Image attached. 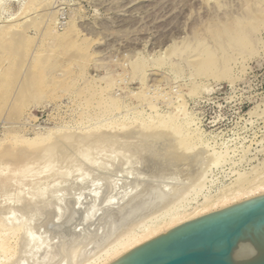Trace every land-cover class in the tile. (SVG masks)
Listing matches in <instances>:
<instances>
[{"label":"rangeland","instance_id":"374dc122","mask_svg":"<svg viewBox=\"0 0 264 264\" xmlns=\"http://www.w3.org/2000/svg\"><path fill=\"white\" fill-rule=\"evenodd\" d=\"M29 1L0 0V29L9 25L22 31L26 26L15 32L23 34L21 40L13 34L21 41L15 52L0 51V76L9 72L5 79L12 81L16 74L10 96V87L0 88V164L6 163L2 155L10 156L6 149H14L12 156L18 148H23L18 154L33 153L25 146L45 138L50 128L81 133L104 127L117 132L112 139L119 145L110 140L100 153H113L115 169L126 167L141 176H147L143 161L153 152L155 175L162 171L157 176L170 179L200 149L227 152L198 199L182 209L184 214L264 185V0H35L22 11ZM207 50L216 58L210 64ZM29 73L37 77L34 91L15 97V83ZM157 126L160 130L150 135ZM128 127L136 128L132 137L119 141ZM179 143H188V156L181 154L185 151ZM22 157V172L38 166L29 160V168ZM97 174L90 172L89 179ZM46 176L37 184L28 181L23 189L52 196V211L42 210L44 226L35 229L51 238L46 218L58 198L81 190L86 195L91 188L80 190V173L60 180L48 193L51 175ZM8 238L14 262L21 234Z\"/></svg>","mask_w":264,"mask_h":264},{"label":"bare ground","instance_id":"6f19581e","mask_svg":"<svg viewBox=\"0 0 264 264\" xmlns=\"http://www.w3.org/2000/svg\"><path fill=\"white\" fill-rule=\"evenodd\" d=\"M34 1L30 0L25 3L22 11L28 9ZM0 27H2V24ZM8 27L10 28L8 25L7 29L5 28L6 30L4 28L0 29V51L15 52L17 50L15 47L19 46L21 41L14 39L13 34L17 31L16 27L14 26L11 29ZM239 29L237 31L238 34L241 33L243 27ZM20 35L22 36L23 34L18 35V33H15V37ZM205 54L206 64L216 60L211 50H207ZM15 75L12 81L6 80L5 76H0V88L3 89L4 87L6 91L7 87H10L7 95L12 93L11 88L14 87ZM36 78L32 74L24 82L20 81L21 83L19 82L18 86L15 83V88H13L14 90L12 89L14 96L16 97L17 95L18 97L21 94H29L34 91L33 85ZM128 128L127 131L126 128L124 129L125 133L122 135L124 137L118 139L119 141L122 140L126 143V140L130 136L132 137L131 134L135 132L136 128ZM109 130L108 128L105 131L104 127H98L91 131L80 133L79 130L76 132V130L69 131L68 129L63 130L54 127L48 130L45 138H37L26 145V148L24 147L28 150L32 149L33 153L23 150L19 151L18 154L17 151L23 149L18 148L17 151L15 149L12 156L11 152L13 151L11 149L13 148L5 150L6 152L7 150L10 151V156L9 154L6 155L8 152L5 154L6 156L2 155L6 163L0 164V193H3L0 200V264H112L164 233L185 223L264 195V185H262L247 191H237L231 197H223L213 202L208 201L203 208L196 209L194 213L184 214L182 209L190 206V203L198 199L207 185L208 176L213 172L212 169L220 166L225 161V157H227L225 155H228L227 152L225 151V154L220 153L222 151L217 153L214 149L216 152L211 153L210 151L208 152V148L204 151L205 149L201 150L199 147L198 153L193 157L189 156L190 158L187 159L186 164H183L186 169L182 171L184 168L182 167V172L172 179H170L171 177H166L165 174V177H161V174L157 176L162 171L155 175L158 166H156L157 157L153 155L155 153L153 152L152 155H148L146 161H143L146 164L145 171L149 175H142V177L137 171L129 172L126 167L115 169L117 166L113 153H109V155L104 152L102 153L105 155L100 153L102 145L104 144L103 147L105 146L107 149L108 142L113 140V135H117V132L112 134L114 129L108 132ZM158 130H160L159 126L155 127L150 135L154 136ZM168 138L170 140H167V138L165 140L170 141L171 144V137L168 136ZM113 142L114 146L119 145V142L117 143L118 145L115 144L114 140ZM105 143H108L107 146ZM164 144L170 145L167 142H164ZM187 144L183 147L179 143L184 151L187 150V148L184 149L188 147ZM180 146L177 147L180 148ZM102 151H104L103 148ZM181 154L187 153L185 151ZM181 154H178L177 157L180 158ZM22 155L24 159H27L26 161L28 162L25 163L29 168L32 167L31 165L29 166L30 161L32 164L33 162L38 164V166L35 167L36 165H33L35 168H31V171L25 165L26 169L21 167L25 169L22 172V169H20L22 165L18 163ZM176 155L175 158H177ZM24 159L22 157V161ZM21 164L24 166V163ZM14 165H17L15 166L16 168L20 165L19 169L21 171L17 169L20 172H16ZM12 168L15 172L10 171ZM26 171L28 172L25 174ZM93 171L98 174L94 179L90 180V172ZM80 173L82 178L79 186V188L81 187L80 190H86V187H89V189L91 188V190H88L90 192H86V195L82 190L76 191L77 194L73 191V194L68 193L67 195L66 192L59 197L58 205H55V209L53 208L54 213H52L54 216L51 217L53 214L49 212L51 216L48 214V217L51 218H46L51 220L49 221L51 222L50 225L48 224L49 228L52 229H50L51 238L48 236L50 233L47 236L40 235L39 233L42 231L38 229L40 231L38 233L35 229L44 223L45 216L43 214L47 213L44 208L52 211V201H50L52 196L51 198L46 195L42 196L38 190H32L34 193L30 195L27 192L28 190H24L26 189V183L34 181L37 184L43 175H51L49 180L46 176L48 181L46 180L45 189L49 193L55 189L60 180ZM154 175L158 179H154ZM16 206L21 209L17 211L18 207ZM43 209L45 213H42ZM47 221L46 223H48ZM77 221L79 222L77 224L82 226V228L76 229V227H79L77 225L74 227V223ZM28 228H30L29 231H27ZM17 233L21 234V239L19 240L20 251H18V254L19 252L20 254L17 261L14 258V262H12L9 256L11 246L8 237Z\"/></svg>","mask_w":264,"mask_h":264},{"label":"water","instance_id":"95a60500","mask_svg":"<svg viewBox=\"0 0 264 264\" xmlns=\"http://www.w3.org/2000/svg\"><path fill=\"white\" fill-rule=\"evenodd\" d=\"M112 264H264V195L185 223Z\"/></svg>","mask_w":264,"mask_h":264}]
</instances>
